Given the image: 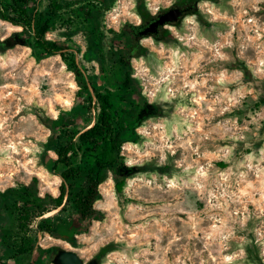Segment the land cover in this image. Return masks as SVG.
Instances as JSON below:
<instances>
[{
    "label": "rangeland",
    "instance_id": "1",
    "mask_svg": "<svg viewBox=\"0 0 264 264\" xmlns=\"http://www.w3.org/2000/svg\"><path fill=\"white\" fill-rule=\"evenodd\" d=\"M138 1L114 0L107 27L141 24ZM145 2L153 14L180 1ZM73 28L48 37L71 40L81 63L84 34L63 33ZM19 29L0 20V190L37 176L42 193L58 195L62 178L38 162L50 134L38 114L64 113L78 85L60 55L39 59L19 43ZM168 30L140 36L148 51L131 59L162 108L137 127V144L123 146L138 171L122 193L111 173L100 185L95 205L106 218L78 236L79 246L48 234L38 243L99 264H264V0H198ZM81 64L86 74L99 70L95 60ZM107 84L115 92L116 79Z\"/></svg>",
    "mask_w": 264,
    "mask_h": 264
},
{
    "label": "trees",
    "instance_id": "2",
    "mask_svg": "<svg viewBox=\"0 0 264 264\" xmlns=\"http://www.w3.org/2000/svg\"><path fill=\"white\" fill-rule=\"evenodd\" d=\"M179 1L178 4L194 5L198 2ZM113 3L114 0H0V20L21 28L13 32L16 40L31 47L39 59L60 55L78 85L73 104L64 113L57 117L38 114L40 122L50 130L38 152V162L51 175L62 178L59 194L42 193L37 176L0 190V264H26L28 258L29 264H53L61 247L41 246L39 234L79 246L78 236L88 233L94 221L106 218L95 205L103 198L100 185L111 173L116 192L122 193L127 178L139 169L127 163L123 146L137 144L141 139L137 127L162 108L149 101L134 75L131 59L148 51L135 33L136 25L126 23L119 31L107 27L106 14ZM137 13L144 22L153 16L145 0L137 2ZM62 25L74 27L63 32L66 36L79 31L84 34L86 50L81 63L95 60L98 72L85 73L71 40L48 37ZM167 34L169 30L164 36ZM111 77L116 79L115 92L107 88ZM260 104L264 105V91ZM8 218L11 224L2 232V223Z\"/></svg>",
    "mask_w": 264,
    "mask_h": 264
},
{
    "label": "water",
    "instance_id": "3",
    "mask_svg": "<svg viewBox=\"0 0 264 264\" xmlns=\"http://www.w3.org/2000/svg\"><path fill=\"white\" fill-rule=\"evenodd\" d=\"M184 10L180 8H170L165 12L158 15L148 26L144 27L138 32L139 36L153 35L158 32L160 26H164L168 23H175L183 15ZM140 28L142 25H137ZM5 45H9L8 40L4 42ZM95 121L93 122V124ZM92 124V125H93ZM57 211V210H55ZM54 211V212H55ZM53 213V212H52ZM53 264H99L96 258L85 262L79 252L74 248H60L53 257Z\"/></svg>",
    "mask_w": 264,
    "mask_h": 264
},
{
    "label": "flooded vegetation",
    "instance_id": "4",
    "mask_svg": "<svg viewBox=\"0 0 264 264\" xmlns=\"http://www.w3.org/2000/svg\"><path fill=\"white\" fill-rule=\"evenodd\" d=\"M170 8H180V9L184 10L183 15L180 17V18H182L187 12L191 11V9L194 8V4H175V5L171 6V7H169L168 9H170ZM168 9H165V10H161V11L155 12V13H153V16H152L149 20H146L145 22H144V20H142V23H141V24H135V25H136V29H135V33H136V35H137L138 37H140V36L138 35V32H139L141 29H143L144 27L148 26L153 20H155V19L158 17L159 14L165 12V11L168 10ZM180 18H179V20H180ZM179 20H178V21H179ZM178 21H177V22H178ZM177 22H175V23H177ZM175 23H168V24H166V25H164V26H160V27L158 28V32H157L156 34H153V35H146V36H153L154 38H158V37H160V36H162V35L165 34V32H166V31L168 30V28H169V25H174ZM137 25H142V27L140 28V27L137 26ZM144 36H145V35H144Z\"/></svg>",
    "mask_w": 264,
    "mask_h": 264
},
{
    "label": "bare ground",
    "instance_id": "5",
    "mask_svg": "<svg viewBox=\"0 0 264 264\" xmlns=\"http://www.w3.org/2000/svg\"><path fill=\"white\" fill-rule=\"evenodd\" d=\"M54 212V211H53ZM52 212H49L48 214H51Z\"/></svg>",
    "mask_w": 264,
    "mask_h": 264
},
{
    "label": "built area",
    "instance_id": "6",
    "mask_svg": "<svg viewBox=\"0 0 264 264\" xmlns=\"http://www.w3.org/2000/svg\"><path fill=\"white\" fill-rule=\"evenodd\" d=\"M39 237H41V234H40V236Z\"/></svg>",
    "mask_w": 264,
    "mask_h": 264
}]
</instances>
